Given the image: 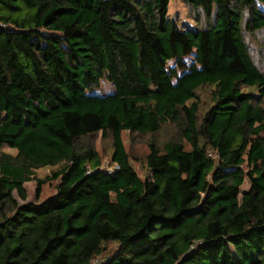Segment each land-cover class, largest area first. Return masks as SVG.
<instances>
[{
  "label": "trees",
  "instance_id": "obj_1",
  "mask_svg": "<svg viewBox=\"0 0 264 264\" xmlns=\"http://www.w3.org/2000/svg\"><path fill=\"white\" fill-rule=\"evenodd\" d=\"M101 1L0 0V264H264V73L245 36L264 0H185L194 27L170 0ZM104 69L113 92L88 93ZM167 124L180 136L148 142L143 178L124 133Z\"/></svg>",
  "mask_w": 264,
  "mask_h": 264
},
{
  "label": "rangeland",
  "instance_id": "obj_2",
  "mask_svg": "<svg viewBox=\"0 0 264 264\" xmlns=\"http://www.w3.org/2000/svg\"><path fill=\"white\" fill-rule=\"evenodd\" d=\"M261 7L264 8V5L259 3ZM107 5V0L101 1V11L105 9ZM170 17L173 18L178 24H186L188 26L194 27L197 26L198 20L196 19L195 11L185 2V0H170ZM202 21V20H201ZM201 23V22H199ZM246 41L249 44L250 52L253 56V59L259 69L264 73V29L261 31H257L253 34H246ZM185 62L188 65H191L194 62L193 56H188L185 58ZM174 61L169 63V66H172ZM180 73H183L181 70ZM86 89L88 93L94 94H108L113 92L114 84L110 73L107 70H99L98 76L95 80L91 81L86 85ZM213 88L210 86H205L197 90L199 95V102L201 104L200 115L203 116L207 110L211 106V95ZM180 136V129L176 124H167L162 130L156 134H148V135H140L133 134L130 132L124 133V141L128 148V153L130 158L132 159V163L137 169L140 176L143 178L147 176L150 172L147 169L145 164L146 156L149 152L148 142L150 140L155 141L159 145H163L168 140H176ZM89 142H91L98 150L100 155L102 156V165L107 166V163L113 164L111 157L113 152L112 147V139L110 136L103 138L101 134L92 136L87 138ZM189 148L190 146L187 145ZM12 154H17L16 150L8 149ZM53 170L52 167H44L37 170V174L39 177H45ZM250 186V182L248 179L244 182L242 186V191L248 190ZM25 188L27 190L28 199L27 201L35 202L38 200L37 198V182L30 181L25 183ZM42 193L40 196V201L44 200L52 195H56L59 193L58 181L54 180L48 184H46L42 188ZM241 191V192H242ZM242 196V193H241ZM15 197L20 201V203H24L25 201L19 198L17 192H15ZM117 243L112 242L107 244V250L112 253L117 248ZM102 258V257H101ZM104 259V258H102Z\"/></svg>",
  "mask_w": 264,
  "mask_h": 264
},
{
  "label": "built area",
  "instance_id": "obj_3",
  "mask_svg": "<svg viewBox=\"0 0 264 264\" xmlns=\"http://www.w3.org/2000/svg\"><path fill=\"white\" fill-rule=\"evenodd\" d=\"M100 168L105 170L109 174H113L115 173V171L119 169V165L116 163H113V164L107 163V166L102 165ZM102 262H103V259L101 257H96L92 259L88 264H102Z\"/></svg>",
  "mask_w": 264,
  "mask_h": 264
}]
</instances>
